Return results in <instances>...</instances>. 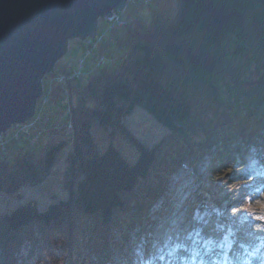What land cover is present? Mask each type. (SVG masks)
Segmentation results:
<instances>
[{"label":"trees","instance_id":"obj_1","mask_svg":"<svg viewBox=\"0 0 264 264\" xmlns=\"http://www.w3.org/2000/svg\"><path fill=\"white\" fill-rule=\"evenodd\" d=\"M175 2L172 16L153 9L148 28L137 20L116 35L125 50H117L115 67L99 65L84 82L69 84L72 138L52 142L38 160L29 151L0 153V190L21 198V188L43 182L58 154L72 142L63 174L69 198L59 197L46 207L33 198L0 212V264H29L40 258L120 264L112 259V249L122 245L117 235L121 238L135 226L141 228L136 248L144 254L151 238L149 209L181 161L202 148L216 146L214 164L228 156L235 164L256 156L240 172L255 171L253 181L264 175L259 132L264 129V0ZM56 70L66 67L59 61ZM61 90L53 86L54 103ZM137 107L167 129L151 145L125 122ZM52 121L44 126L57 127ZM96 123L129 137L137 158L129 161L112 141L100 149L92 130ZM249 144V156L244 157ZM230 242L218 251H226ZM215 246L208 242L205 247Z\"/></svg>","mask_w":264,"mask_h":264},{"label":"rangeland","instance_id":"obj_2","mask_svg":"<svg viewBox=\"0 0 264 264\" xmlns=\"http://www.w3.org/2000/svg\"><path fill=\"white\" fill-rule=\"evenodd\" d=\"M175 5V0H135L133 5H126L123 11H116L119 17L100 18L95 37L71 40L68 53L59 60L66 70L57 71L55 66V70L49 73L51 76L47 90L45 79L48 74L44 77V90L38 99L35 114L1 134L0 143L4 145H0V153L7 151L6 155L13 156L19 151H29L38 160L52 142L72 138L69 129L72 128L74 98L69 84L74 80L84 82L88 74L99 65L115 67L120 54L117 50H125V46L116 41V35H122L137 20L148 28L153 9L172 16ZM54 85H60L62 89L57 103L51 98ZM52 119L57 127L48 129L44 125ZM28 121L31 122L26 125ZM125 122L137 138L149 145L158 141L167 131L164 125L141 107L128 115ZM92 130L100 149L112 141L129 161L137 158V147L124 133H109L98 123L94 124ZM259 132L264 141V129ZM70 141L58 154L50 175L43 182L23 186L21 198L0 190V212L8 211L20 202L33 198L38 200L40 207H46L59 197L69 198V191L63 187V174L65 157L72 143ZM254 142L257 144L259 140ZM250 146L251 144L243 150L244 157L249 156ZM9 147L11 149H7ZM215 148V145L208 149L202 148L198 154L187 156L181 161L176 171L167 178L164 193L149 209L147 229L150 230L151 238L144 254H139L136 248L141 228L135 226L125 230L123 237L117 235L122 245L120 249H112V259L115 262L200 264L206 258H214L219 264H264V219H256L259 215L264 217V177L253 181L255 171L240 172L256 156L237 164L234 157L228 156L226 160L214 164ZM226 193H230V196L223 201L219 200L220 195ZM241 194V200L236 206L224 209L226 202L239 198ZM250 195L252 199H249ZM166 221L169 223L162 226ZM232 235L234 240L230 242ZM208 242L216 245L215 249L207 250L205 246ZM228 242L230 244L226 251H218L220 246ZM35 261L37 262L29 264H65L63 259L48 262L40 258Z\"/></svg>","mask_w":264,"mask_h":264},{"label":"water","instance_id":"obj_3","mask_svg":"<svg viewBox=\"0 0 264 264\" xmlns=\"http://www.w3.org/2000/svg\"><path fill=\"white\" fill-rule=\"evenodd\" d=\"M128 0H0V136L33 117L44 77L70 41L96 36L99 19Z\"/></svg>","mask_w":264,"mask_h":264},{"label":"bare ground","instance_id":"obj_4","mask_svg":"<svg viewBox=\"0 0 264 264\" xmlns=\"http://www.w3.org/2000/svg\"><path fill=\"white\" fill-rule=\"evenodd\" d=\"M41 105V104H40ZM264 190V189H263ZM230 196V193H226L225 195L224 194H221L220 197H219V200L223 201L225 198L229 197ZM241 197H242V194L239 198L237 199H232L231 201H228L224 204V209H229L230 207L232 206H236L239 201L241 200ZM249 199H252V196L250 195L249 196ZM259 217H263V215H259ZM163 223V222H162ZM169 221H166V223H163L162 226H165L166 224H168ZM261 235V234H260Z\"/></svg>","mask_w":264,"mask_h":264},{"label":"built area","instance_id":"obj_5","mask_svg":"<svg viewBox=\"0 0 264 264\" xmlns=\"http://www.w3.org/2000/svg\"><path fill=\"white\" fill-rule=\"evenodd\" d=\"M149 1H150V0H149ZM134 2H135V0H129L128 3H127V5H133ZM116 16L119 17V14H118L117 12L113 13V15L110 16V17H111V18H114V17H116ZM75 74H78V72L75 73ZM30 122H31V121H28V122L26 123V125H28ZM32 123H33V122H32ZM26 125H25V126H26ZM0 145L2 146V145H4V143H3V144L0 143Z\"/></svg>","mask_w":264,"mask_h":264},{"label":"snow or ice","instance_id":"obj_6","mask_svg":"<svg viewBox=\"0 0 264 264\" xmlns=\"http://www.w3.org/2000/svg\"><path fill=\"white\" fill-rule=\"evenodd\" d=\"M256 219H264V217H257Z\"/></svg>","mask_w":264,"mask_h":264}]
</instances>
